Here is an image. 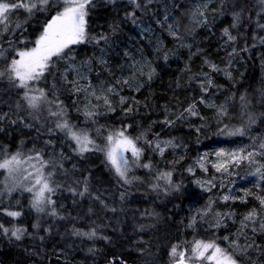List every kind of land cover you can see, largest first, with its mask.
<instances>
[{"label": "trees", "instance_id": "trees-1", "mask_svg": "<svg viewBox=\"0 0 264 264\" xmlns=\"http://www.w3.org/2000/svg\"><path fill=\"white\" fill-rule=\"evenodd\" d=\"M93 3L86 18L89 39L66 49L73 58L53 57L55 66L30 84V95H39L42 89L47 97L39 101L38 109L27 106L24 89L14 87L7 77L0 79V115L4 116L0 163L17 151L22 158L39 153L48 164L44 172L52 173L56 187L50 195L54 203L38 212L30 192L15 188L8 193L6 171L0 169V224L10 232L26 230L21 240L0 231V264H172L171 246L179 243L190 249L194 240H215L226 248L233 240L251 245L237 259L241 264H264V231L254 233L249 227L241 233L240 229V221L253 209L257 224L264 221V206L256 198L264 197L260 178L264 154L255 155V163L228 164L227 172L212 167L220 159L215 153L221 150L264 151L259 149L264 142V28L258 26L264 24V11L259 0H138L140 8L130 0ZM56 11L53 7L31 16L22 9L13 13L9 31L0 34V48L8 57L0 59V71L11 58H18L16 50L33 46L31 42ZM237 12L241 20L234 27ZM16 23L22 27L17 29ZM226 28L235 40L224 36ZM101 33L108 36L107 42L91 41ZM209 64L219 70L213 71ZM208 77L212 86L206 85L205 92L201 84ZM124 79L133 87L118 83ZM77 86L84 90L74 91ZM109 86L119 94L101 92ZM93 89L102 98L90 95ZM103 95L114 110L105 105ZM121 97L129 102L121 105ZM193 103L196 116L185 112ZM57 104L64 110L62 119L50 115V110H58ZM130 105L132 112H126ZM220 106L225 115L218 114ZM85 111L97 114L89 118ZM181 113L183 118L177 119ZM62 120L75 131L86 132L100 147L107 146L109 133L126 128V135L142 149L139 161L125 153L132 183L120 179L104 152L80 154L75 142L56 127ZM165 120L175 122L169 125ZM236 129L244 134H228ZM169 140L176 147H165L163 142ZM157 142L165 147L162 156L154 150ZM137 163L153 167L149 170ZM161 172L172 173V186L157 180ZM85 181L89 191L81 196ZM157 183L161 187L153 190ZM224 195L235 199L224 201ZM199 210L207 215L201 216ZM9 211L20 215L8 216ZM92 230L97 234L92 239L74 234Z\"/></svg>", "mask_w": 264, "mask_h": 264}, {"label": "snow or ice", "instance_id": "snow-or-ice-1", "mask_svg": "<svg viewBox=\"0 0 264 264\" xmlns=\"http://www.w3.org/2000/svg\"><path fill=\"white\" fill-rule=\"evenodd\" d=\"M109 3H115V0H108ZM151 2V0H149ZM130 3L135 5L137 8H140L141 5L138 3V0H130ZM261 5V10L264 11V0H259ZM95 7L93 0H62V3H59L58 0H6V2H0V34L6 33L9 31V28L13 24V13L16 12L17 9H22L24 12L28 13L29 16L35 14V12H44L50 10V8H57L56 14L53 15L48 22L43 27L40 35L31 43L33 46L31 48H25L23 50H16L15 56L18 58H11L5 70L0 71V79L7 77L8 81L16 88L24 89L23 99L26 101L27 106L31 109L39 108V101L46 100V94L44 91L38 90L39 95H30L29 93L33 91L30 88V84L32 82L39 81L42 77L45 76V72L50 68L55 66V61H53V57H57L58 59H70L73 58L71 51H66V49H70L72 45H77L84 43L86 39H89L87 32V17L90 12V7ZM133 15L132 13L129 16ZM203 15V13H201ZM241 20V14L239 12L234 13V27ZM26 22V21H25ZM261 28H264V24L258 25ZM15 27L17 29L21 28L22 25L20 23H16ZM116 28L113 27V31ZM224 36L227 37L228 40H235V37L231 35L229 30L224 29ZM175 35V33H173ZM108 36L101 33L98 37H91V41L100 44L101 41L107 42ZM264 43V39L261 40ZM20 43H25L24 40H21ZM6 50L0 48V59L7 60L8 57L5 55ZM101 63H104L101 60ZM209 67L213 71H218L219 69L215 64H209ZM141 74H143L142 70ZM154 71V70H153ZM86 78V77H85ZM152 79V72L148 74V80ZM75 83V82H74ZM118 83H122L128 85L130 88L133 85L130 83L128 79H124L118 81ZM207 86H212V80L210 77L206 79L204 83L201 84V89L203 91H207ZM142 86V85H141ZM89 88L91 85L89 84ZM84 90L80 86H77L74 91ZM139 90V86L135 89ZM102 93H114L119 94L118 91L109 86L107 89H102ZM90 95L96 96L97 99L102 98L96 94L95 89H93ZM104 103L109 107V110H114L111 108L110 101L108 100L106 95H103ZM242 105L244 101V97L240 98ZM128 98L121 97L120 104L123 105L128 103ZM204 103L203 99L200 101ZM53 103V102H49ZM135 103H139V101H135ZM208 107L215 108L216 105L208 104ZM19 107V106H18ZM57 111H51L50 115L63 117L64 110L60 107L59 104L56 105ZM126 112H132L131 105L126 109ZM190 116L198 115L196 111L195 103L189 105L185 109ZM219 115H225L226 109L223 106H220L217 109ZM97 113L93 111H85L84 115L86 117H92ZM183 113L180 116H177V119H182ZM4 116L0 115V120H3ZM16 121H12L15 123ZM166 124L171 125L175 121H164ZM26 127H30V125H25ZM56 127L61 131H64L66 135L72 139L77 145L78 152L83 154L89 151H101L104 152L106 160L115 170V173L120 177L121 180L125 184L132 183V180L128 177L129 172V161L125 156V153L131 152L132 156L136 159V161L140 160L142 155V149L137 147L136 140L131 138L129 135H126L127 129L116 130L113 133H109L106 136L107 146L100 147L95 144L93 139H90L86 132H78L75 131L73 126L70 125L67 120H62V122H57ZM199 131V129H197ZM229 135L240 134L243 135V129H236L235 132H229ZM136 139H139L136 138ZM147 142V141H146ZM165 147L171 146L176 147L173 141L169 140L163 142ZM165 147L161 146V142L155 143L154 150H159V154L162 156L165 151ZM259 149L264 150V142L259 144ZM258 154H264V151L259 153L257 152H247L243 149L235 152H225L223 150L218 151L215 155L220 158L218 162L212 164V167L216 169L217 172H227L228 164L236 163L239 164L241 160H248L250 163H255L253 157ZM207 153H205L203 159L207 158ZM31 161H36L39 164H31V167L35 169L34 172H28L27 168L22 169V165L29 164ZM47 162L43 159V157L37 153L35 155H29L26 158H22V153L17 151L15 154L6 155L3 158V162L0 163V169H3L7 172L8 179L15 181L14 173H19L23 171L27 173L23 175V180L31 179V186L25 185L24 190L28 192H33L35 188L36 191L34 193L33 207L38 212L45 211V207L54 203L51 200L50 194L55 193L56 187L53 186L51 182L52 173L49 172L45 174L44 168L47 167ZM136 166L143 167L151 170V163H143L136 164ZM200 167L207 171L204 168V164L200 163ZM264 167V166H262ZM188 171H192L191 168ZM257 173H260V169H256ZM172 173L171 172H161L157 175L158 181H164L166 185L172 186ZM260 178L264 179V173H260ZM135 179V178H133ZM197 184H200V181H196ZM207 183H211L210 181ZM18 185L14 182L11 185H8L5 182V187L8 193L10 194ZM203 187V185H201ZM161 185L159 183L153 185V190L160 188ZM75 193V189H70ZM175 190L179 191V186H175ZM209 190V189H205ZM89 191L87 187V181L84 182L83 190L79 193V195L84 196L85 193ZM48 194V195H46ZM249 193L245 192V197L248 196ZM121 199L124 198L123 194L120 196ZM261 206H264V197H256ZM99 199V197H97ZM224 201H228L229 199H235L234 197H230L228 195H224L222 197ZM242 199V198H241ZM246 202V201H245ZM103 203V201H101ZM115 211V209H111ZM201 216L207 215L206 210H199ZM52 215H56L55 210H52ZM8 216L18 217L20 215L19 212L9 211L7 212ZM227 216H232L234 213H228ZM216 216L219 218L221 216L220 213H216ZM258 214L255 209L248 212L243 220L240 221V229L241 233L243 229L251 227L252 232L264 231V221H260L257 224ZM195 223V217H193V224ZM221 225V220L217 219L216 226L219 227ZM190 227L192 225H189ZM0 231L3 234H9L10 230L4 227L3 224H0ZM26 230L21 228H15L11 230L10 235L14 237L16 240H21L23 238V234ZM76 235L87 236L89 239L96 237V231L92 230L89 233H81L79 231L75 232ZM102 239H107L106 237H101ZM41 239H43L41 237ZM225 241L229 238L227 236L223 237ZM251 247V245L241 246L237 241L233 240L231 244L226 247H221L215 240L204 241V240H194L191 244L190 249H185L181 246V244L172 245L170 248V257L172 260V264H241L240 260L237 259L238 255H243L245 252V248ZM89 251H92L90 249Z\"/></svg>", "mask_w": 264, "mask_h": 264}, {"label": "rangeland", "instance_id": "rangeland-1", "mask_svg": "<svg viewBox=\"0 0 264 264\" xmlns=\"http://www.w3.org/2000/svg\"><path fill=\"white\" fill-rule=\"evenodd\" d=\"M60 3H62V0H60ZM31 164H37V167H39V164L38 162L36 161H31L29 164H25V165H22V169L23 168H27L28 172H34L35 169L31 167ZM27 173H24L23 171L19 172V173H14L13 175L15 176V181L11 180V179H8L7 176V172H6V179H7V182L11 185L12 183H16L18 186L16 187L17 189H21V190H24V186L25 185H28V186H31V177L28 179V180H23V175H26ZM25 191V190H24ZM36 189L34 188L33 189V192H30L33 196V200H34V193H35ZM48 195V194H46ZM51 195V194H50ZM197 264H200V262H197Z\"/></svg>", "mask_w": 264, "mask_h": 264}]
</instances>
